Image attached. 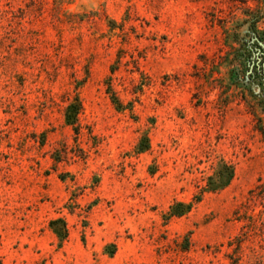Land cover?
Listing matches in <instances>:
<instances>
[{
  "label": "rangeland",
  "instance_id": "obj_1",
  "mask_svg": "<svg viewBox=\"0 0 264 264\" xmlns=\"http://www.w3.org/2000/svg\"><path fill=\"white\" fill-rule=\"evenodd\" d=\"M252 30L264 0H0V264H264Z\"/></svg>",
  "mask_w": 264,
  "mask_h": 264
},
{
  "label": "trees",
  "instance_id": "obj_2",
  "mask_svg": "<svg viewBox=\"0 0 264 264\" xmlns=\"http://www.w3.org/2000/svg\"><path fill=\"white\" fill-rule=\"evenodd\" d=\"M263 52L264 32L258 34V32L255 30H252L249 32V38L242 39L238 47L234 49L232 60L236 61L238 65L243 66V68H246L245 72H248V76L261 74L262 78H264V57H262L264 56ZM260 56L262 58L260 61H258ZM232 70L235 72V75H237L236 70H234V68ZM76 112L77 109L71 111L69 107L67 109V118H72Z\"/></svg>",
  "mask_w": 264,
  "mask_h": 264
}]
</instances>
